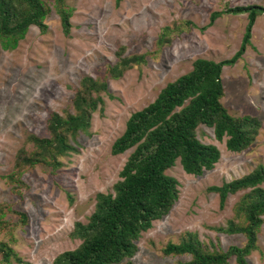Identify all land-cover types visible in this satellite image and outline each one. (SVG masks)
<instances>
[{"label":"rangeland","instance_id":"rangeland-1","mask_svg":"<svg viewBox=\"0 0 264 264\" xmlns=\"http://www.w3.org/2000/svg\"><path fill=\"white\" fill-rule=\"evenodd\" d=\"M67 4L73 8L68 33L52 8L46 33L32 26L15 50L0 44V206L5 207V220L13 230L12 247L23 259L11 264H54L56 256L80 245L82 240L71 235L76 222H88L97 193L113 191L133 151L112 153L131 114L153 102L169 82L188 73L196 59L222 61L239 50L247 14L223 13L211 24L213 12L264 7V0H68ZM167 31L170 38L160 45ZM251 31V45L242 57L223 68L222 103L232 115L256 117L258 135L249 148L231 152L225 138L216 139L213 128L199 126L198 138L217 146L221 158L201 176L187 174L179 160L167 171L179 182V198L137 241L135 264L189 261V255L163 253L168 242L178 243L186 232L197 233L200 241L223 251L246 243L243 234L216 228L227 227L234 206L249 190L229 195L221 208L219 195L208 189L264 163V14ZM120 54H145L146 59L121 78L107 80L109 94L102 93L104 104L92 114L90 127L79 133L76 142L70 139L76 151L61 158L63 165L55 171L41 165L25 169L24 185L12 188L4 177L14 170L21 150L34 149L29 136L49 135L51 113L73 114V99L83 77L103 79ZM18 212L26 214L27 223L19 220ZM0 240H10L6 230ZM257 245L246 258L249 264H264V224ZM234 258L229 264H237Z\"/></svg>","mask_w":264,"mask_h":264},{"label":"trees","instance_id":"trees-1","mask_svg":"<svg viewBox=\"0 0 264 264\" xmlns=\"http://www.w3.org/2000/svg\"><path fill=\"white\" fill-rule=\"evenodd\" d=\"M49 1L0 0V44L5 50H15L32 26L46 33V19L52 8L60 17L62 29L69 32L73 8L68 6V0ZM223 13L248 16L239 50L222 61L196 59L188 73L169 82L153 102L131 114L124 132L112 146L114 155L133 148L120 171V180L113 185L112 192L96 194L95 210L88 222H76L71 233L82 242L77 248L56 256L54 264H117L124 260H127L125 264H135L132 257L138 249L137 241L155 221L171 211L179 198V182L167 171L179 160L187 174L201 176L206 170H213L221 158L217 146L198 138L200 125L213 128L219 141L225 138L226 148L231 152H241L253 144L260 123L256 117L232 115L222 103L225 96L222 71L225 66L234 65L251 45L252 27L257 17L264 14V7L237 6L213 12L210 23ZM168 31L161 37L160 45L170 38ZM145 59V54L124 57L120 54L103 79L83 77L73 99L75 112L66 116L51 113L49 135L29 136L34 149L19 152L14 170L4 177L8 184L15 190L23 186L21 178L27 168L37 165L53 171L61 168V158L76 151L70 139L76 142L79 133L88 130L92 114L99 104H104L102 93L109 94L107 80L121 78L127 69ZM208 190L219 195L221 208L229 195L249 190L234 206V216L227 227L216 228L229 234H243L245 245L230 246L223 251L215 244L200 241L197 233L186 232L178 243L168 242L163 253L190 256L189 261L173 264H229L232 257L237 264H249L246 258L258 249V234L264 224V163L249 174ZM4 209L0 206V235L6 230L10 240H0V263H22V257L12 247L13 230L5 220ZM18 215L22 223H27L25 213Z\"/></svg>","mask_w":264,"mask_h":264}]
</instances>
